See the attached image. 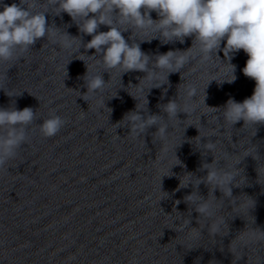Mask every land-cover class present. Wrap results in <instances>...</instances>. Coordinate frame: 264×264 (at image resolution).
Listing matches in <instances>:
<instances>
[{
	"label": "clouds",
	"instance_id": "9594fccd",
	"mask_svg": "<svg viewBox=\"0 0 264 264\" xmlns=\"http://www.w3.org/2000/svg\"><path fill=\"white\" fill-rule=\"evenodd\" d=\"M37 3L38 0H19V3L3 5V10H0V64L15 61L17 50L26 52L38 39L45 36L63 49H73L76 45V37L48 27L44 12L33 11ZM48 3L56 6L57 14L67 13L73 21H80L79 30L92 37L85 48L95 49L96 53L102 54L105 71L118 69L121 75L129 71L144 72L146 75L141 80H147L149 84L160 80L162 72H166L164 79L167 81L170 73L180 72L197 54L201 55V61L212 59V54L221 50L222 41H226L222 51L231 67V78L219 82L232 83L236 76L235 66L230 61L233 54L243 50L248 56L243 74L255 81V88L253 94L242 102L230 98L222 109V115L224 121L232 126L241 120L244 126L264 125V0H48ZM153 11L159 17L157 20L151 18L150 13ZM114 13L119 16L118 23L130 24L145 34L159 32L164 41L178 40L183 43L185 37L194 36L199 48L196 53L189 49L186 52L169 51L160 54L154 61V68L159 69V72L149 70V56L141 50L139 44L129 45L126 42L121 30L114 26ZM100 25L107 26L109 30L98 31ZM75 51L79 52L78 46ZM5 78L6 71L0 72V81ZM83 79L87 88V92L83 94L85 101L89 94L103 91L106 85L102 74H91L89 69ZM213 80L216 79L211 81ZM163 84H155L148 90L159 88ZM0 90H4L3 87ZM139 91L143 92V89ZM196 93L197 89L190 87L187 90L188 99H192ZM5 94L8 97L20 95L12 90L5 91ZM190 107L192 106L185 105L181 109L175 99L161 106L168 119H178V113L187 114ZM142 110L136 105L135 111L125 115L130 132L139 137L155 126L157 131L153 134V139L158 136L161 141H166L168 126L161 124L162 117H145L141 115ZM35 117L36 113L31 107L22 110L15 106L0 107V169H4L10 160L17 157L18 149L28 140L26 130ZM64 124L65 121L53 113L43 121L39 130L44 137H53ZM205 148L215 152L216 145L209 142ZM249 155L251 153L245 154ZM240 162L241 160H237L232 169L224 170L216 166L217 160L214 157L212 163L203 165L207 170L206 177L203 181L197 179L195 183L199 185L203 182L211 192L218 189L225 197H231L236 178L233 169H238ZM190 182L189 177L186 183L180 182V187H186ZM184 199L186 203L195 205L194 210L200 219L212 221L208 226L211 235L221 233L225 220L222 216H217L218 209L214 200L204 199L196 193L189 194ZM175 203L179 204L180 201ZM197 222L199 223V219ZM190 223V220L185 219L177 229L184 231ZM200 235L198 228L189 230V237L192 239ZM260 238L264 239V231H261Z\"/></svg>",
	"mask_w": 264,
	"mask_h": 264
}]
</instances>
